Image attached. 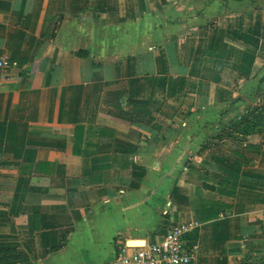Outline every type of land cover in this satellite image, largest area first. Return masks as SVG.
I'll use <instances>...</instances> for the list:
<instances>
[{
  "label": "crops",
  "instance_id": "obj_1",
  "mask_svg": "<svg viewBox=\"0 0 264 264\" xmlns=\"http://www.w3.org/2000/svg\"><path fill=\"white\" fill-rule=\"evenodd\" d=\"M2 57L0 264H264V0H0Z\"/></svg>",
  "mask_w": 264,
  "mask_h": 264
},
{
  "label": "built area",
  "instance_id": "obj_2",
  "mask_svg": "<svg viewBox=\"0 0 264 264\" xmlns=\"http://www.w3.org/2000/svg\"><path fill=\"white\" fill-rule=\"evenodd\" d=\"M10 61L0 58V69ZM200 225L199 221L175 223L161 240L131 245L119 241L117 259L121 264H189L197 258L198 243H189L185 236Z\"/></svg>",
  "mask_w": 264,
  "mask_h": 264
},
{
  "label": "bare ground",
  "instance_id": "obj_3",
  "mask_svg": "<svg viewBox=\"0 0 264 264\" xmlns=\"http://www.w3.org/2000/svg\"><path fill=\"white\" fill-rule=\"evenodd\" d=\"M142 241H133L132 244H141Z\"/></svg>",
  "mask_w": 264,
  "mask_h": 264
}]
</instances>
